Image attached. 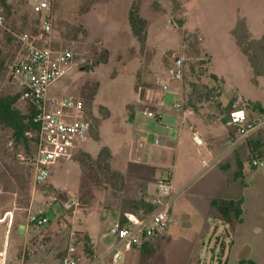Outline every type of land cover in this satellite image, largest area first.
I'll return each mask as SVG.
<instances>
[{
  "label": "rangeland",
  "instance_id": "rangeland-1",
  "mask_svg": "<svg viewBox=\"0 0 264 264\" xmlns=\"http://www.w3.org/2000/svg\"><path fill=\"white\" fill-rule=\"evenodd\" d=\"M9 1L4 12L11 27L39 34L31 0ZM131 13L145 20L139 37ZM55 17L54 47L73 51L78 66L51 91L85 101L97 128L74 161L62 162L35 185L28 162L34 143L15 142L0 123V264H58L66 256L95 264L113 241L107 232L114 222L151 211L145 184L131 171L140 159L128 158L126 149L130 153L132 137L137 139V114L152 109L157 80L169 82L179 103L207 121L228 117L238 94L252 119L264 118L257 108H264V0H55ZM173 54L184 59L181 81L168 72ZM14 62L13 40L0 38V96L22 91L11 76ZM173 99L168 94L166 102ZM16 108L31 114L24 100ZM144 120L149 131L159 127ZM255 133H262L255 150L263 154L262 165L254 166L247 150L228 171L229 178L235 174L228 193L243 210L239 218L223 200L210 212L201 209L197 193L188 189L177 193L163 237L127 248L119 263L104 264H264V130L239 143ZM238 140L232 127L230 145ZM220 207L230 210L227 218ZM30 213L48 223H30Z\"/></svg>",
  "mask_w": 264,
  "mask_h": 264
},
{
  "label": "built area",
  "instance_id": "built-area-1",
  "mask_svg": "<svg viewBox=\"0 0 264 264\" xmlns=\"http://www.w3.org/2000/svg\"><path fill=\"white\" fill-rule=\"evenodd\" d=\"M9 2L0 0V38L13 40L15 62L11 66V76L20 83L21 100L28 102L34 111V128L26 132L27 138L35 145L28 162L34 184L42 185L50 178L54 166L74 161L79 156L96 132L97 125L85 101L51 91L56 82L78 66L73 51L54 47L55 0L30 1L33 12L39 18L41 32L37 35L11 27L4 12V4ZM184 68V59L176 57V54L171 55L168 72L173 81L183 79ZM161 84L163 92H172L169 82ZM178 106L173 105L175 108ZM156 115L149 113V116L159 119ZM227 123L235 127L239 134V140L232 141L233 144L245 140L255 131L264 130V118H251L241 94L234 97ZM22 159L25 161V157ZM253 165L259 167L262 162L254 159ZM176 195L172 175L158 180L155 193L146 199L151 211L141 216L126 213L123 219L114 222L107 234L113 241L107 246V253L95 264H104L108 259L119 263L127 248L163 237L168 229L171 205ZM29 222L42 227L48 223V218L30 213ZM58 264H80V260L66 256Z\"/></svg>",
  "mask_w": 264,
  "mask_h": 264
},
{
  "label": "crops",
  "instance_id": "crops-1",
  "mask_svg": "<svg viewBox=\"0 0 264 264\" xmlns=\"http://www.w3.org/2000/svg\"><path fill=\"white\" fill-rule=\"evenodd\" d=\"M149 80L150 78L144 79L147 84ZM154 84L159 89L156 96L149 100L153 102L152 109L137 114L135 121L137 131L134 132L137 139L132 137L133 146L129 148L130 153L126 149L128 158L137 157L141 160L134 165L131 163L133 165L131 171L135 174L136 180L145 184L143 185V190L147 194L145 199H150L155 193L158 180L172 175L176 193L188 189L197 193V205L203 210L212 211L216 200L235 202L228 193L230 185L232 191L235 187V174L229 178L230 163L236 155L245 154L247 150L253 154V160L263 159L262 152L255 151L262 143L263 132L253 134L248 141H243L244 143L230 145L232 127L223 122L224 116L218 119L219 123L217 120L207 121L202 117H196L192 109L184 108L179 103L181 98H178L176 88L171 89L173 93H165L158 80ZM168 94L174 97L171 103L166 102ZM175 104L179 106L173 107ZM150 112L157 114L159 119L149 116ZM146 116L155 120L159 127L149 131L144 120ZM152 136L153 143L150 141ZM137 143L144 144L145 150L140 145L137 148ZM60 164L54 166L52 172ZM157 174L160 175L159 178ZM200 176L203 179L198 181ZM221 191H226V194L219 193ZM241 211L243 213L242 209Z\"/></svg>",
  "mask_w": 264,
  "mask_h": 264
},
{
  "label": "trees",
  "instance_id": "trees-1",
  "mask_svg": "<svg viewBox=\"0 0 264 264\" xmlns=\"http://www.w3.org/2000/svg\"><path fill=\"white\" fill-rule=\"evenodd\" d=\"M129 19L133 32L136 36H141V32H144L145 20L133 13L130 14ZM21 98L22 92L7 96H0V123L13 131V138L15 142L27 146L29 139L26 136V132L34 128V124L32 122L34 111L31 109V114L25 115L17 109L16 104L21 100ZM231 106L232 103L229 108H231ZM257 108L264 113V108L260 105H257ZM225 119L227 120L228 117L225 116ZM216 205L217 204H214V206ZM230 207L234 210L236 217L239 218L242 211L237 207V203L231 202ZM219 210L225 218L230 215V210L226 207H220Z\"/></svg>",
  "mask_w": 264,
  "mask_h": 264
},
{
  "label": "water",
  "instance_id": "water-1",
  "mask_svg": "<svg viewBox=\"0 0 264 264\" xmlns=\"http://www.w3.org/2000/svg\"><path fill=\"white\" fill-rule=\"evenodd\" d=\"M84 71L87 72V73L91 72V67H90L89 65L86 66V67H84ZM223 122H224V123H227V120L224 119Z\"/></svg>",
  "mask_w": 264,
  "mask_h": 264
}]
</instances>
